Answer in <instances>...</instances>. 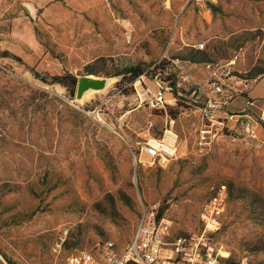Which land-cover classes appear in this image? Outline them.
I'll return each mask as SVG.
<instances>
[{
	"label": "rangeland",
	"instance_id": "obj_1",
	"mask_svg": "<svg viewBox=\"0 0 264 264\" xmlns=\"http://www.w3.org/2000/svg\"><path fill=\"white\" fill-rule=\"evenodd\" d=\"M177 60L196 65V84H179L190 73ZM137 65L133 84L114 76ZM261 72L264 0H0V264H60L64 230V255L122 250L141 206L165 208L169 241L204 258L264 264V125L251 141L200 111L215 81L226 111L257 119ZM70 75L109 83L79 98L54 79ZM153 137L176 156L141 164Z\"/></svg>",
	"mask_w": 264,
	"mask_h": 264
},
{
	"label": "built area",
	"instance_id": "obj_2",
	"mask_svg": "<svg viewBox=\"0 0 264 264\" xmlns=\"http://www.w3.org/2000/svg\"><path fill=\"white\" fill-rule=\"evenodd\" d=\"M204 49V44L196 46ZM212 97L208 98L201 109L203 118L210 124V130L224 129L230 121L236 125V131L251 141L258 139V128L264 125V110L255 119L251 113H229L226 111L227 101L221 99L225 88L220 82H212ZM254 106V104H250ZM235 131V130H233ZM211 131H204L208 133ZM171 136L174 134L169 131ZM205 138V136L203 137ZM177 148L172 138H149L139 149V162L149 165H163L176 156ZM142 156L146 159H142ZM204 216L207 229H218L216 220ZM67 230H64L52 244V254L60 264H220L213 256L211 248L204 258L198 243L192 244L184 237L171 242L169 238L170 221L159 216L157 206H141L138 224L130 243L120 250L113 241H103L92 249L79 250L65 256ZM57 263V262H56ZM241 264H248L244 260Z\"/></svg>",
	"mask_w": 264,
	"mask_h": 264
},
{
	"label": "trees",
	"instance_id": "obj_3",
	"mask_svg": "<svg viewBox=\"0 0 264 264\" xmlns=\"http://www.w3.org/2000/svg\"><path fill=\"white\" fill-rule=\"evenodd\" d=\"M202 62V61H200ZM146 75V70L143 65H137V66H131V67H126L124 70L121 72L115 74L114 76L116 77H121V82L127 81L130 84H133L137 79H139L141 76ZM264 77V72L258 73L255 77L252 78V80H255L258 82L260 79ZM55 81L63 84L66 86L71 93L74 95L75 91L77 90L79 79L75 76H61V77H56ZM120 82V83H121ZM165 208H162L159 210V216L162 217L164 215ZM65 251H66V246H65ZM65 256H67L65 254Z\"/></svg>",
	"mask_w": 264,
	"mask_h": 264
},
{
	"label": "crops",
	"instance_id": "obj_4",
	"mask_svg": "<svg viewBox=\"0 0 264 264\" xmlns=\"http://www.w3.org/2000/svg\"><path fill=\"white\" fill-rule=\"evenodd\" d=\"M176 66H177V68L178 69H182V71H181V73L183 72V71H188L189 73H190V76H187V77H184V79H183V81L181 80V83L179 82V84L180 85H183V86H188L189 84L190 85H194V83L196 84V81H197V79H196V73H194V72H196L195 70H194V66H196V65H192V66H190L186 61H182V63L180 64V61L179 60H177V62H176ZM204 73V75H207V72H203ZM183 78V77H182ZM264 79V77L262 78V79H260L258 82H260V81H262ZM258 82H256V83H258ZM189 85V87H191ZM167 90L166 91H169V89L170 88H166ZM249 92H250V90L248 89L247 90V103L246 104H248V102L250 103V104H254L255 105V103H256V101L255 100H253V98H251L250 96H249ZM197 93H199V89H198V87H194V89H193V92H192V95L194 96V95H197ZM168 93L167 92H164V95L166 96ZM207 95H208V98H211L212 96H210V95H212V93H211V90H210V93H206ZM207 98V99H208ZM207 101V100H206ZM206 101H205V103H206ZM201 111V110H200ZM222 128V127H221Z\"/></svg>",
	"mask_w": 264,
	"mask_h": 264
},
{
	"label": "water",
	"instance_id": "obj_5",
	"mask_svg": "<svg viewBox=\"0 0 264 264\" xmlns=\"http://www.w3.org/2000/svg\"><path fill=\"white\" fill-rule=\"evenodd\" d=\"M105 80H99L91 77H84L78 83V96L81 98L83 94L89 90H102L106 87Z\"/></svg>",
	"mask_w": 264,
	"mask_h": 264
},
{
	"label": "bare ground",
	"instance_id": "obj_6",
	"mask_svg": "<svg viewBox=\"0 0 264 264\" xmlns=\"http://www.w3.org/2000/svg\"><path fill=\"white\" fill-rule=\"evenodd\" d=\"M91 78H94L93 76H91ZM108 83L109 82H107V85H108ZM91 92V90H89V91H87V92H85L84 94H83V96L82 97H86L89 93Z\"/></svg>",
	"mask_w": 264,
	"mask_h": 264
}]
</instances>
